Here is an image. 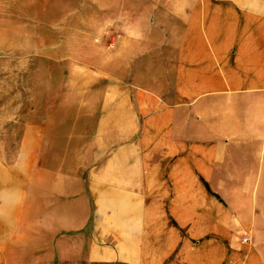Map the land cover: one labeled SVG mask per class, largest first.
I'll return each instance as SVG.
<instances>
[{
  "label": "crops",
  "instance_id": "0c3cea01",
  "mask_svg": "<svg viewBox=\"0 0 264 264\" xmlns=\"http://www.w3.org/2000/svg\"><path fill=\"white\" fill-rule=\"evenodd\" d=\"M194 2L187 37L135 44L159 79L143 92L160 99L143 120L117 103L125 149L77 173L0 160V264H264V0ZM55 217L45 248L8 242L38 240Z\"/></svg>",
  "mask_w": 264,
  "mask_h": 264
},
{
  "label": "rangeland",
  "instance_id": "374dc122",
  "mask_svg": "<svg viewBox=\"0 0 264 264\" xmlns=\"http://www.w3.org/2000/svg\"><path fill=\"white\" fill-rule=\"evenodd\" d=\"M194 1L0 0L1 162L18 173L32 166L77 173L101 166L112 151L125 149L126 142L116 137L117 103L134 107L143 120L160 99L152 101L143 92L159 79L145 80L144 61H133L142 50L135 44L139 39L187 37L183 13L193 12ZM125 28L131 32L127 46ZM74 190L72 184L70 192ZM46 210L39 206L40 220ZM23 211L29 219L31 208ZM58 223L57 217L40 223L38 240L8 242L41 250L50 245L48 235L60 232ZM48 257L39 254L38 261ZM8 258L30 264L36 256Z\"/></svg>",
  "mask_w": 264,
  "mask_h": 264
},
{
  "label": "built area",
  "instance_id": "2783aa9c",
  "mask_svg": "<svg viewBox=\"0 0 264 264\" xmlns=\"http://www.w3.org/2000/svg\"><path fill=\"white\" fill-rule=\"evenodd\" d=\"M244 239L246 240L247 239V236H244Z\"/></svg>",
  "mask_w": 264,
  "mask_h": 264
}]
</instances>
